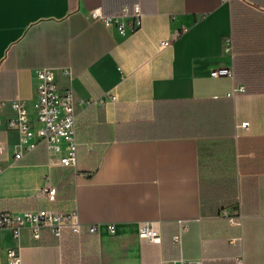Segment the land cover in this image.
Listing matches in <instances>:
<instances>
[{"label": "crops", "instance_id": "0c3cea01", "mask_svg": "<svg viewBox=\"0 0 264 264\" xmlns=\"http://www.w3.org/2000/svg\"><path fill=\"white\" fill-rule=\"evenodd\" d=\"M137 3L135 31L92 17ZM43 68L74 93L76 167L45 142L15 158L12 100L34 118ZM0 117V209H76L83 225L0 228V264L10 247L23 264H264V0H0ZM147 221L160 243L139 236Z\"/></svg>", "mask_w": 264, "mask_h": 264}, {"label": "built area", "instance_id": "2783aa9c", "mask_svg": "<svg viewBox=\"0 0 264 264\" xmlns=\"http://www.w3.org/2000/svg\"><path fill=\"white\" fill-rule=\"evenodd\" d=\"M127 14L128 18L124 20L122 14L107 15L100 9H95L92 12V17L103 20L107 25L116 26L121 33H126L135 31L141 25L142 8L140 4H134L128 9ZM181 32L179 29L176 30V36H179ZM170 43L171 40H164L161 45L166 46ZM228 73L230 70L227 68H214L211 72L213 76ZM37 79V103L34 118L24 100H12L14 114L7 119V127L16 129L21 134L20 148L16 150L15 158H21L25 152L34 149L38 143L45 142L50 152L61 154V164L76 167L78 164V140L74 93L70 88L59 87L56 74L51 68L39 69ZM112 98L116 99L115 96ZM35 122L39 123L38 127L35 126ZM241 126L248 128L249 122H243ZM2 149L3 147L0 146V150ZM56 192L55 187L45 190V194L50 200H55ZM223 215L227 216L232 224L240 225L239 216H232L226 211L223 212ZM0 228L11 229L15 237H18L24 228H29L33 237L37 239L41 237L44 229L51 230L60 239L63 238L66 231L77 235L83 231V225L76 209L66 211L52 207L18 212L0 209ZM89 231L95 232L96 226H91ZM139 236L150 242L160 243L162 241L161 233L148 221L141 225ZM173 240L175 243H179L181 233L175 234ZM6 255L8 264H23L20 247H10ZM62 264L71 263L63 260ZM180 264H191V262L182 260ZM197 264H201V262H197ZM237 264H243L242 257L238 258Z\"/></svg>", "mask_w": 264, "mask_h": 264}]
</instances>
